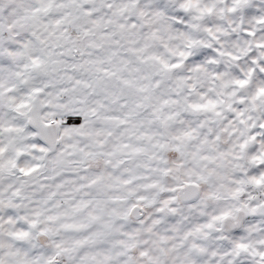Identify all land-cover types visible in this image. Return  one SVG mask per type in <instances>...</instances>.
Masks as SVG:
<instances>
[{"label":"snow or ice","instance_id":"obj_1","mask_svg":"<svg viewBox=\"0 0 264 264\" xmlns=\"http://www.w3.org/2000/svg\"><path fill=\"white\" fill-rule=\"evenodd\" d=\"M0 264H264V0H0Z\"/></svg>","mask_w":264,"mask_h":264}]
</instances>
